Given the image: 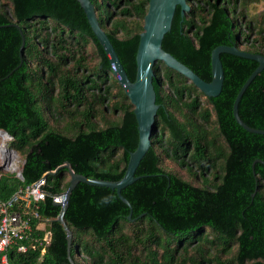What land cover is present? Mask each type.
<instances>
[{"label": "trees", "instance_id": "trees-1", "mask_svg": "<svg viewBox=\"0 0 264 264\" xmlns=\"http://www.w3.org/2000/svg\"><path fill=\"white\" fill-rule=\"evenodd\" d=\"M6 1L0 0V129L14 138L11 145L25 163L23 182L2 176L0 198L45 177L48 196L34 229L52 235L44 255L30 245L26 253L11 250L9 261L71 264L61 208L53 202L70 185L64 166L93 179L121 180L139 144L138 123L77 0ZM91 1L134 82L150 0ZM259 3L264 0H188L191 11L182 18L177 9L163 48L211 82L215 48L248 44L244 50L264 55V12L250 17ZM13 24L26 40L22 64V36ZM89 46L98 58L94 68ZM221 60L225 82L217 98L164 63L155 65L158 131L136 173L143 178L122 192L132 219L116 191L78 184L64 217L75 264H264V164L253 170L257 160L264 162V135L243 129L233 114L259 64L229 54ZM112 112L116 119L108 117ZM239 115L264 130V70L242 97ZM165 161L187 179L167 170ZM39 222L45 232L37 230Z\"/></svg>", "mask_w": 264, "mask_h": 264}, {"label": "water", "instance_id": "water-1", "mask_svg": "<svg viewBox=\"0 0 264 264\" xmlns=\"http://www.w3.org/2000/svg\"><path fill=\"white\" fill-rule=\"evenodd\" d=\"M81 5L84 13L87 16L89 24L104 51L110 56L111 64L114 66V76L119 77V83L124 89L126 95L134 107V114L138 123L139 144L136 151L130 154V160L125 173V176L119 181H106L89 178L84 175L76 174L69 164L66 167L71 175L70 185L66 191L67 200L64 204L56 205L61 208L58 221L64 226L67 231L68 239V258L71 264H75L71 258V250L73 247V234L65 222V214L69 207L71 195L75 188L80 183H85L90 186L105 187L116 191L120 200L127 205L131 212L128 217L132 219L133 209L130 202L122 195L123 190L133 185L143 177L136 176L137 170L151 148V138L153 134L158 131L156 118L160 106L157 104V94L154 87L155 71L154 67L158 62L164 63L168 68L173 69L186 77L192 82L206 97L217 98L223 91L225 82V71L221 56L223 54L234 55L240 58L256 61L259 65L255 71L250 75L247 81L239 91L234 105L233 114L236 122L246 131L250 133L264 135V130L254 129L248 126L239 115V105L242 97L247 89L257 78V76L264 70V56L255 55L238 49L235 46H219L215 48L211 56L212 64V81L207 82L197 75L187 65L179 61L171 53H168L163 48V41L165 36L171 31L175 14L180 8L181 17L184 18L187 13L191 11V6L188 0H150L148 13L144 20V31L140 35V43L137 52V76L136 80L132 82L126 73L124 66L115 50L107 33L100 26L96 9L91 0H77ZM10 27H15L20 31L22 36L21 45V64L23 63L22 53L24 51L26 40L23 31L17 24ZM4 28V27H0ZM256 163H263L257 160L253 165L255 170ZM57 171L52 174H56ZM256 192L252 195L255 197Z\"/></svg>", "mask_w": 264, "mask_h": 264}, {"label": "built area", "instance_id": "built-area-1", "mask_svg": "<svg viewBox=\"0 0 264 264\" xmlns=\"http://www.w3.org/2000/svg\"><path fill=\"white\" fill-rule=\"evenodd\" d=\"M13 141L9 133L0 129V182L6 174L24 181L22 169L25 162L12 147ZM46 185V178L43 177L31 185L19 187L8 199L0 198V264H11V250L26 253L32 245L34 248L40 247L44 255L51 245L52 235L45 232L42 222L37 226L38 231L45 232L42 236L36 235L34 229V223L41 220V204L48 196ZM66 200V192L53 196L55 205L64 204Z\"/></svg>", "mask_w": 264, "mask_h": 264}, {"label": "rangeland", "instance_id": "rangeland-1", "mask_svg": "<svg viewBox=\"0 0 264 264\" xmlns=\"http://www.w3.org/2000/svg\"><path fill=\"white\" fill-rule=\"evenodd\" d=\"M5 1H6V0H5ZM6 2H7V1H6ZM9 11H10V10H9ZM262 12H264V3L255 4V5H253V6L251 7V10H250V17H251V18H252V17H257V16H259V14L262 13ZM92 51H93V50H92V47L89 46V51H88V53H89V56H90V58H91V61H90V63H89V66H90L91 68H94V67L98 64V58L95 57V55L93 54ZM116 91H117L116 89L113 90L114 95H115V92H116ZM108 117H109L110 119H116V115H114L113 112H112V113H108ZM164 167H165L167 170H169V171L177 172V173L180 174L182 177H184L185 179H187L186 173H185L183 170H181V169H180L175 163L170 162V161H165ZM69 180H70V179H69ZM196 185H198V184L196 183ZM235 250H236V249H234V250L229 254V257H233V255H234V253H235Z\"/></svg>", "mask_w": 264, "mask_h": 264}, {"label": "flooded vegetation", "instance_id": "flooded-vegetation-1", "mask_svg": "<svg viewBox=\"0 0 264 264\" xmlns=\"http://www.w3.org/2000/svg\"><path fill=\"white\" fill-rule=\"evenodd\" d=\"M248 47H251V45H248V44H243L242 45V48H244V49H247ZM244 49H242V51H245V52H247L246 50H244ZM254 49V48H253ZM262 50H259L258 49V51H255V52H253V53H251V54H255V55H262V56H264L263 54H262ZM248 53H250V52H248Z\"/></svg>", "mask_w": 264, "mask_h": 264}]
</instances>
